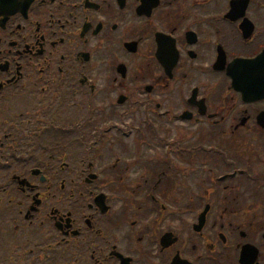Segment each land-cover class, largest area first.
I'll list each match as a JSON object with an SVG mask.
<instances>
[{
	"label": "flooded vegetation",
	"instance_id": "1",
	"mask_svg": "<svg viewBox=\"0 0 264 264\" xmlns=\"http://www.w3.org/2000/svg\"><path fill=\"white\" fill-rule=\"evenodd\" d=\"M0 264H264V0H0Z\"/></svg>",
	"mask_w": 264,
	"mask_h": 264
}]
</instances>
